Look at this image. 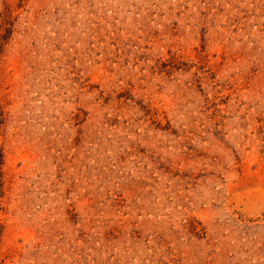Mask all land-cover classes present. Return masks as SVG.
Wrapping results in <instances>:
<instances>
[{
    "label": "rangeland",
    "instance_id": "1",
    "mask_svg": "<svg viewBox=\"0 0 264 264\" xmlns=\"http://www.w3.org/2000/svg\"><path fill=\"white\" fill-rule=\"evenodd\" d=\"M0 264H264V0H0Z\"/></svg>",
    "mask_w": 264,
    "mask_h": 264
}]
</instances>
